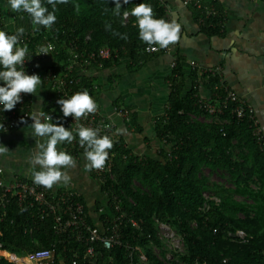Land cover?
I'll list each match as a JSON object with an SVG mask.
<instances>
[{"label": "trees", "instance_id": "1", "mask_svg": "<svg viewBox=\"0 0 264 264\" xmlns=\"http://www.w3.org/2000/svg\"><path fill=\"white\" fill-rule=\"evenodd\" d=\"M42 3L52 11L47 0ZM141 3L152 7L154 18L167 21L166 6L161 0H129L128 4L121 0L119 15L114 11V0H68L66 4H57V19L51 29L32 27L37 35L24 45L30 54L45 39L53 41L55 51L39 68L57 73L65 71L77 77L81 91L87 90L91 95L96 88L91 77L78 74L77 68L65 70L70 62L66 45L74 44L84 54L108 47L110 55L100 60L101 66L99 61L81 67L75 65L80 70L109 67L123 59H128V67L140 66L160 53L146 52V43L139 38L137 20L131 11ZM185 7L190 9L202 32L220 33V13L200 22L201 9ZM125 11L131 15L127 21L123 18ZM17 13L30 17L24 11ZM4 19L6 16L0 9V26L4 25ZM199 76L196 69L183 68L180 57H176V65L167 76L170 90L164 113L154 120V132L161 143L157 154H135L113 136V147L108 150L105 164L113 179L108 173L99 175L91 171L107 197L106 208L99 212L98 220L88 214L85 202L74 194L83 204L86 222L93 227L104 228L110 219L108 215H118L120 211L138 221L139 228L122 222V245L106 249L95 241L92 243L94 255L90 256L84 241H58L50 217L32 216L34 213L30 209H21L11 197L4 220L0 222L3 248L18 255L49 250L50 257L43 260L44 264H73V261L74 264H264V153L246 119L236 120L228 111L221 115L228 119L225 124L203 122L190 116L203 114L196 102L201 95L194 88ZM217 80V77H210L205 84L210 92L205 98H212ZM59 99L48 89L42 111L52 116L53 123L65 127L67 117L57 104ZM78 143L79 140L74 146L68 142L63 145L72 155H77L84 153V147L77 148ZM205 169L210 173L221 172L233 187L210 181ZM100 177L105 180L101 182ZM205 194L211 196L207 198ZM115 201L120 210L115 209ZM155 220L169 224L182 236L183 252L174 253L171 261L165 258L166 250L157 236ZM237 230L246 234L245 241L234 236ZM155 248L165 261L154 252ZM141 254L145 256L144 263L140 261ZM0 264L13 263L0 259Z\"/></svg>", "mask_w": 264, "mask_h": 264}, {"label": "crops", "instance_id": "2", "mask_svg": "<svg viewBox=\"0 0 264 264\" xmlns=\"http://www.w3.org/2000/svg\"><path fill=\"white\" fill-rule=\"evenodd\" d=\"M161 1L166 6L167 21L174 19L181 25V39L170 44V53L160 52L136 68L127 66L128 59L99 69L75 67L78 74L93 79L96 88L91 96L99 111L114 124L116 139L135 154L154 156L158 153L161 143L154 132V120L164 113L167 104L170 90L167 76L171 71L172 56L180 57L183 68H188L191 60L204 67L220 66L227 86L253 106L264 138V1L204 0L222 15V29L214 35L201 31L192 12L182 5L181 0ZM0 9L6 16L8 30L16 32L23 27L26 31L33 27L30 17L11 11L8 0H0ZM37 92L44 103L48 90L42 85ZM198 92L204 98L210 94L205 85ZM37 103L38 97L32 95V112L42 111L43 104L38 106ZM118 109L126 110L127 114H120ZM197 120L206 122L202 117ZM32 123L29 117L26 123L10 132L0 131V144L10 151L0 155V167L6 181L14 176L32 179L31 156L36 151V143L42 142V138L31 136L32 129L28 126ZM57 147L70 154L77 167L66 169L71 177L68 185H54L50 190L74 192L87 205L88 214L98 220L100 213L96 206L105 209L107 203L100 181L91 176V171L85 170L84 153L72 155L63 143ZM235 197L242 199L241 196Z\"/></svg>", "mask_w": 264, "mask_h": 264}, {"label": "built area", "instance_id": "3", "mask_svg": "<svg viewBox=\"0 0 264 264\" xmlns=\"http://www.w3.org/2000/svg\"><path fill=\"white\" fill-rule=\"evenodd\" d=\"M264 1V0H262ZM183 6H193L197 9H201L203 16L199 18L200 22H204V19L216 17L218 15L217 10L212 4H207L204 0H181ZM129 13V12H128ZM125 21L130 18V14L125 17ZM3 23V22H2ZM5 23V19H4ZM223 26V22L221 24ZM5 25L0 26V31H5L7 34H15L13 31L5 29ZM37 33L33 29L26 30L20 37V45H24L36 36ZM88 38V36H87ZM42 45H52V54L55 51V44L53 41L45 39ZM69 51L70 62L65 70L71 71L75 68V65L81 67L82 65H89L90 62H98L101 66L100 60L109 57V49L107 46L99 47L96 50L89 51L88 53H82L76 45L67 44ZM146 52H166L170 53V45L167 48H161L159 45L144 46ZM36 51L30 53L24 62V68L28 75L37 74L43 81V85L47 90L54 91L58 98H69L76 92H81L79 86V79L77 77L69 76L65 71L61 73L54 72L52 70L40 69L39 65L50 55L41 54L36 55ZM30 59V60H28ZM170 68L176 65V58L172 56L170 60ZM189 67L196 69L201 77L195 82L194 88L199 91V88L204 86L210 77H217V82L213 86L212 98L197 97V104L199 109L203 112L197 118L194 114H190L191 117L206 121H217L218 123H228L227 118L221 117L225 111H228L229 115L236 120L246 119L251 127V133L260 144V148L264 153V138L259 120L255 114L253 106L243 99L236 91L229 88L222 78L220 66L204 67L198 64L196 61H189ZM0 86H3V82H0ZM197 95V94H196ZM120 114L126 115L127 111L117 110ZM32 113V95L21 93V102L17 103L15 108L11 111H3V106L0 105V124L4 125L7 129L6 132H10L16 129L23 119L26 121ZM223 118V119H222ZM77 125H83L93 129H98L100 136L107 135L112 140L115 129L114 124L104 114H102L97 108L96 112L90 113L79 120H74L72 116L67 117L65 122L66 129L73 131L75 139L70 143L72 146L79 140L76 134ZM4 128H0V131L5 132ZM81 147L80 143L77 144V148ZM94 173L102 175L108 173L109 178L113 179L108 165H105L103 169L93 170ZM101 182L105 179L100 177ZM74 192L69 190H62L57 193L52 192L43 186L37 185L33 182V179H24L19 176H14L12 180L6 181L4 179V171L0 167V222L4 220L5 209L10 203L11 197H14L16 204L21 209H30L32 216H39L41 219L44 217H50L52 219V230L58 237V241L66 242L69 239H74L77 242L84 241L87 245L86 252L88 255L93 256L94 250L92 243L99 241L102 247L111 249L112 247L122 245L120 228L123 221L130 224L132 227L139 228L138 221L125 212H121L118 215L110 214V219L107 221L106 226L93 227L86 222V217L81 201L75 199ZM114 199L116 197L114 196ZM116 202V201H115ZM115 209L120 210L118 202L115 203ZM104 209L99 208L98 212H102ZM157 228V236L164 244L165 258L171 261L174 258V253H182L184 249V243L182 236L178 234L169 224L155 220ZM100 227V228H99ZM1 235V232H0ZM240 241L246 240V234L242 230H237L234 233ZM158 249H154V252L159 257ZM50 257L49 250H42L36 253H27L25 255H18L3 248L0 241V259H6L13 264H44L45 259ZM161 260L165 261V258ZM140 261L144 263L145 256L140 255ZM75 262L73 261V264ZM180 264H187L181 262ZM193 264H198L194 262Z\"/></svg>", "mask_w": 264, "mask_h": 264}, {"label": "clouds", "instance_id": "4", "mask_svg": "<svg viewBox=\"0 0 264 264\" xmlns=\"http://www.w3.org/2000/svg\"><path fill=\"white\" fill-rule=\"evenodd\" d=\"M114 2V11L119 15L122 8L121 0ZM66 3L68 0H47V4L52 6V11H49L42 0H8L11 11L26 12L31 17V23L36 30H39L40 26L51 29L57 19L55 15L57 4ZM128 3L129 0H123V4ZM128 15L129 13L125 11L124 16ZM131 15L136 17L139 38L146 44L167 48L170 44L180 41L181 25L174 19L169 22L162 18H154L150 5L145 3L136 5L132 8ZM24 32L23 27L18 28L12 35L0 31V82H3V86H0V105L3 106V111L13 110L17 103L21 102V93L36 95L39 100L37 105L43 104V98L39 97L37 92V89L43 85L42 79L37 74L28 75L24 68V62L29 55L27 45L19 46L20 37ZM121 38L127 39L126 36ZM51 51L52 45H41L36 55H47ZM57 104L60 105L65 118L72 116L74 120H79L97 110V104L87 90L76 92L67 99L60 98ZM29 116L33 121L28 126L32 129L31 136L42 138V142L36 143V151L31 156L34 169L31 173L33 182L47 189L59 184L68 185L71 177L66 169H75L77 163L70 154L58 150L57 146L64 142L71 143L75 139L73 131L66 129L62 124L53 123L52 116L39 109L34 110ZM21 122L26 123L23 119ZM0 128H4V125L0 124ZM75 131L80 145L84 147L87 161L85 170L103 169L109 156L108 150L113 147V140L107 135L100 136L98 129L83 125H77ZM9 152L6 146L0 144V155ZM37 168L38 170H35Z\"/></svg>", "mask_w": 264, "mask_h": 264}, {"label": "rangeland", "instance_id": "5", "mask_svg": "<svg viewBox=\"0 0 264 264\" xmlns=\"http://www.w3.org/2000/svg\"><path fill=\"white\" fill-rule=\"evenodd\" d=\"M205 174L209 177L210 181L216 182L219 184H222L226 187V185H229V182L226 180L225 176L221 172H213L210 173L208 170H204ZM135 185L138 186L139 183L135 181ZM205 196L208 198L211 196V194H205ZM158 253V251H156Z\"/></svg>", "mask_w": 264, "mask_h": 264}]
</instances>
